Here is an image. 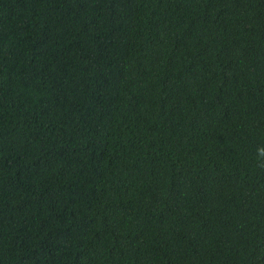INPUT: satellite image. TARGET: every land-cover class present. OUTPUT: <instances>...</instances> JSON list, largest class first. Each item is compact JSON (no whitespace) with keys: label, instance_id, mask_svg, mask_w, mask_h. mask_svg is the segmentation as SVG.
<instances>
[{"label":"trees","instance_id":"obj_1","mask_svg":"<svg viewBox=\"0 0 264 264\" xmlns=\"http://www.w3.org/2000/svg\"><path fill=\"white\" fill-rule=\"evenodd\" d=\"M264 0H0V264H264Z\"/></svg>","mask_w":264,"mask_h":264},{"label":"clouds","instance_id":"obj_2","mask_svg":"<svg viewBox=\"0 0 264 264\" xmlns=\"http://www.w3.org/2000/svg\"><path fill=\"white\" fill-rule=\"evenodd\" d=\"M261 155H264V152H262Z\"/></svg>","mask_w":264,"mask_h":264}]
</instances>
